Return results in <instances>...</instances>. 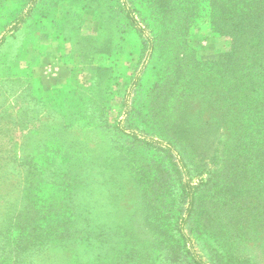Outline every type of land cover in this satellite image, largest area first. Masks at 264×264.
I'll return each instance as SVG.
<instances>
[{
    "label": "rangeland",
    "instance_id": "374dc122",
    "mask_svg": "<svg viewBox=\"0 0 264 264\" xmlns=\"http://www.w3.org/2000/svg\"><path fill=\"white\" fill-rule=\"evenodd\" d=\"M24 1L38 25L0 0V264H264L263 104L217 64L213 0H174L162 41L157 2Z\"/></svg>",
    "mask_w": 264,
    "mask_h": 264
},
{
    "label": "trees",
    "instance_id": "16d2710c",
    "mask_svg": "<svg viewBox=\"0 0 264 264\" xmlns=\"http://www.w3.org/2000/svg\"><path fill=\"white\" fill-rule=\"evenodd\" d=\"M133 0H129L132 3ZM142 6L151 7L152 3L157 2L162 10L155 11L156 14H151V17L148 13H141L142 20L144 24L149 28L150 33L152 35L158 36L156 40L162 41L163 38L169 39L171 35L179 32L178 25L173 27L171 31L168 32L166 26H164V22L162 21L165 12L168 10V5L170 9V5L174 0H139ZM180 1V0H175ZM199 0H190V7L188 9V15L192 16V6ZM20 11L19 17L23 13L31 12L32 9H25V6L28 4L26 1L18 0ZM37 0H31L29 3L31 5L36 4ZM169 3V4H168ZM167 4V7L165 8ZM214 9L211 11L212 16L220 22V27L218 29H214V31H220L224 34L228 35L231 40V45L229 51L226 53V56L223 60L218 61L217 64L224 66L234 57H238L241 63H244V67L237 68V65H234L231 69V74L233 78H239L238 81H233V89L239 86L241 90V86H246L247 91L245 95L257 97L261 100L263 104L262 110H258L259 114H261L264 110V0H213ZM202 7L205 9L204 1H202ZM31 8V7H30ZM160 11V12H159ZM33 14V13H32ZM26 16L24 20L32 19L35 25L39 24L40 15L35 13L34 15ZM176 16L180 17V7L178 9V13H175ZM22 19V18H21ZM180 20V19H178ZM179 25L181 22H178ZM183 24V23H182ZM180 33V32H179ZM178 33V34H179ZM168 34V35H166ZM179 36V35H177ZM5 38H2V42H4ZM0 42V44H2ZM164 43V42H161ZM162 48V45L159 43ZM106 48V47H104ZM213 64V63H212ZM21 70V69H20ZM31 79V80H30ZM31 82H35V79L31 76ZM236 82V83H235ZM156 84V82L154 83ZM38 86V85H35ZM41 98V97H40ZM231 98L235 103H241L239 100L235 98L234 95H231ZM228 100V99H226ZM245 111H247V107H245ZM163 115V110L161 111ZM75 116H72V119ZM195 264H202L200 261H194Z\"/></svg>",
    "mask_w": 264,
    "mask_h": 264
},
{
    "label": "crops",
    "instance_id": "0c3cea01",
    "mask_svg": "<svg viewBox=\"0 0 264 264\" xmlns=\"http://www.w3.org/2000/svg\"><path fill=\"white\" fill-rule=\"evenodd\" d=\"M50 53V54H49ZM59 56V54L56 52H47L43 57H42V69H44L46 66L45 64H47L48 62H50V60L53 61L56 60V68H52L51 69H57L58 71L61 72L62 76H69V71H67V66L66 65H63V64H60L62 63L60 60H59V57H56V56ZM40 76L42 77V72L40 73ZM48 77V76H47Z\"/></svg>",
    "mask_w": 264,
    "mask_h": 264
}]
</instances>
